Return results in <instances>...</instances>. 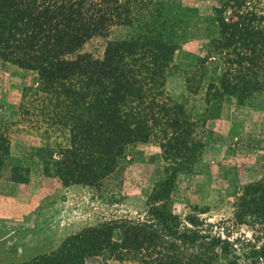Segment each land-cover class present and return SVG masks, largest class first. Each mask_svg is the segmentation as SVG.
Instances as JSON below:
<instances>
[{"label":"rangeland","instance_id":"rangeland-1","mask_svg":"<svg viewBox=\"0 0 264 264\" xmlns=\"http://www.w3.org/2000/svg\"><path fill=\"white\" fill-rule=\"evenodd\" d=\"M119 1L128 21L90 36L75 53L99 58L119 40L172 45L158 100L180 108L186 122L171 136L177 149L163 147L166 137L154 127L145 141L125 146L110 191L65 186L53 162L69 146L67 127L52 117L34 71L0 61V263L48 253L86 226L133 218L164 182L174 213L226 218L239 188L264 174V0ZM234 80L248 85L241 95L227 90ZM7 151L20 167L2 165ZM112 235L118 239V230ZM85 264L101 261L89 256Z\"/></svg>","mask_w":264,"mask_h":264},{"label":"trees","instance_id":"trees-1","mask_svg":"<svg viewBox=\"0 0 264 264\" xmlns=\"http://www.w3.org/2000/svg\"><path fill=\"white\" fill-rule=\"evenodd\" d=\"M127 21L128 7L119 0H0V61L34 71L52 117L68 129L69 146L53 162L65 186L110 191L126 145L145 141L159 127L166 137L162 146L170 147L171 136L186 126L180 108L158 100L172 45L119 40L107 43L99 58L75 53L90 36ZM247 87L227 84L232 94ZM178 112L181 118L174 116ZM1 159L3 166L20 167L8 151ZM156 187L133 218L86 226L48 253L0 264H85L89 256L101 264H264V174L243 184L230 216L218 220L195 209L174 213L168 182Z\"/></svg>","mask_w":264,"mask_h":264}]
</instances>
